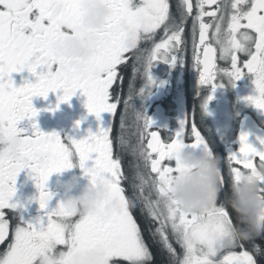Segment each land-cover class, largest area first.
Segmentation results:
<instances>
[{"label": "snow or ice", "instance_id": "1", "mask_svg": "<svg viewBox=\"0 0 264 264\" xmlns=\"http://www.w3.org/2000/svg\"><path fill=\"white\" fill-rule=\"evenodd\" d=\"M96 9L106 12L102 23L87 27L86 20ZM189 19L199 85L210 87L214 93L224 86L221 81L225 77L235 87L246 73L252 74L256 94L244 99L264 112V0H178L175 12L170 0H0V131L24 132L18 124L39 115L33 97L47 100L49 93L62 92L55 109L49 110H57L60 103L80 92L87 97L89 114L97 119L102 113L111 114L109 127H101L96 133L89 131L80 139L55 131L45 133L33 123L34 131L23 135V147L17 156L0 157V245L11 235L0 254V264H40L46 254L54 257L55 264H86L84 257L89 252L98 253L93 264H118L119 260L150 264L153 257L134 214L137 209L156 225L153 235L166 250L169 264L264 261V246L257 243L264 240V232L238 239L235 227L245 226L229 203L232 187L240 183L242 172L251 173L261 184L264 196V137H256L257 146L250 141L252 133H240L238 152L230 153L224 165L220 164L218 197L202 216L191 215L171 195L174 182L183 178L181 174L195 171L194 166L181 163L178 152L199 148L215 159L213 148L188 115L164 139L161 131L153 128L154 121L132 104L134 95L144 98L156 86L151 70L157 62L173 67L178 61L184 63V33ZM161 29L163 38L156 42ZM69 41L82 43L90 50L89 55L78 60L54 52L55 45ZM147 42L153 46L142 48ZM241 56L247 59L242 61ZM218 59L228 62L230 68H218ZM129 60L134 61V74L143 69L146 80L138 91L130 85L120 125L123 130L127 113L135 112L138 132L133 149L141 163L140 170L134 172L131 195L123 186L127 177L121 158L114 154L111 135L113 118L121 104V94L114 85L123 84L120 66ZM25 69L36 77L35 82L26 81L17 87L12 74ZM214 98L209 95L201 105L204 114L212 115L208 106ZM80 123L76 122L77 128ZM189 140L191 144L186 143ZM119 144L121 149L132 146L123 135ZM77 158L78 167L91 183L100 176L110 189L109 200L91 214H70L61 201L50 207L54 193L48 189L49 178L77 166ZM173 159L175 166L165 163ZM25 169L35 181L39 195L34 199L43 210L34 221L22 215L32 201L15 198L17 178ZM6 210L16 215L18 223L14 226ZM259 219L264 221V216Z\"/></svg>", "mask_w": 264, "mask_h": 264}, {"label": "flooded vegetation", "instance_id": "2", "mask_svg": "<svg viewBox=\"0 0 264 264\" xmlns=\"http://www.w3.org/2000/svg\"><path fill=\"white\" fill-rule=\"evenodd\" d=\"M170 3L172 5V11L175 12L178 0H170ZM205 19L206 22H210L209 18ZM184 37L187 41L184 46L185 51L182 53L184 63L178 61L175 67H173L168 63L157 62L151 70L152 76L156 80V86L151 87L149 94L144 98L134 95L132 104L135 106L137 112L145 113L154 121L153 128L161 131L162 138L164 139H167L169 133H174L180 127V122L187 115L190 123L194 119L198 129L213 148L214 156L219 159L221 166H223L230 153L238 152L240 147L239 135L242 131L252 133L250 141L257 144V146H259V143L256 137H264V112H260L244 99L245 97L256 94L254 76L246 73L239 81L235 82V87L231 83H228L225 77L221 81L224 86L217 87L214 93L208 86L201 87L198 83L199 74L193 66L191 19H189L185 27ZM209 37L211 38V31ZM162 38L163 30L161 29L157 32L155 41L160 42ZM209 42H211V39ZM152 46V42L141 45L142 48L148 49ZM245 59L247 57L241 56L242 61ZM133 65L134 61L129 60L126 65L120 66L123 84L121 85L118 82L114 87L121 94V104L118 106L117 114L113 118V132L111 134L114 140V154L121 158L122 170L127 177L123 182V186L126 188L128 195L132 194L134 172L140 170L138 166L141 162L136 158L133 149V146L136 144L138 132L135 112L129 111L127 113L126 126L123 130L120 126L121 118L125 117L124 101L128 98L130 85H134L135 90L138 91L146 83L143 76V69H141L139 74H134ZM217 66L218 68H230L228 62L219 59L217 60ZM12 78L17 87L22 86L26 81L34 83L36 79L27 69L23 72L13 73ZM59 95H62V92L49 93L47 100L43 97H33V105L39 110V115L33 120L25 119L18 124V127L25 129L21 133L22 136L31 134L34 131L32 128L33 123H38L40 130L45 133L55 131L59 132L62 136H72L76 139L87 136L89 131L96 133L101 127L107 128L110 126L111 114L102 113L100 119H97L95 114H89L86 108L87 97L80 92H77L70 101L60 103L57 110H49L55 109ZM209 95L215 96V99L208 106V110L212 113L210 116L204 115L203 109L201 108V105ZM77 121H81L78 128L76 127ZM121 135L127 137L131 141L132 146L121 149L119 144V137ZM186 143L191 144V140L186 141ZM186 149L194 150L197 155L203 151L202 149H192L191 147H187ZM165 163H170L172 166H175L174 159L166 161ZM74 164L77 166L63 172V178L68 179L73 174L82 177L80 187L76 190L78 194L90 183V177L84 175L83 170L78 167V158L74 161ZM91 164L92 161H89L88 166H91ZM224 172L227 175L228 170L226 164L224 166ZM58 175L53 174L48 182V189L51 192L57 191L56 183ZM16 187V199L25 203L29 200L32 201L30 204H26V208L22 210L24 219L34 221L38 216L43 214V210L39 208L38 200L34 199L38 197L39 193L28 169L20 173L17 178ZM60 199V195L55 196L53 201L50 202V207H54ZM6 211L7 218L10 220L11 225L14 226L18 223L16 215L10 210ZM134 214L141 226L145 242L152 253L153 258L150 264H156L154 262V252L147 238V234L156 239L159 242V250L164 252V255L167 254L162 243L153 235V229L156 225L139 209ZM10 240L11 235L9 236ZM9 241H5L3 245H0V254H3L6 250ZM173 244L179 251V245H176L174 240ZM118 264H127V262L119 260Z\"/></svg>", "mask_w": 264, "mask_h": 264}, {"label": "clouds", "instance_id": "3", "mask_svg": "<svg viewBox=\"0 0 264 264\" xmlns=\"http://www.w3.org/2000/svg\"><path fill=\"white\" fill-rule=\"evenodd\" d=\"M104 15H106L105 10L96 9L93 15L86 20V26L99 27ZM89 51L78 41H69L65 45L54 46V52L57 55H66L78 60L85 59ZM22 147L23 136L21 134L8 129L0 131V157L13 159ZM178 156L182 164L194 166L195 171L182 173L183 178L174 182L172 198L184 212L202 216L204 209L211 205L213 198L218 197L220 192V161L218 158H211L206 151L197 155L194 150L182 149L178 152ZM41 162L43 163V160ZM58 174L57 191L52 193L54 197L61 196L60 201L70 214L94 213L110 198V189L103 177L98 176L95 183L90 182L82 192L77 194L76 190L80 187L82 177L73 174L68 179H64L63 172ZM261 190V184L249 172H242L240 183L232 187V197L229 203L237 213L240 224L245 226L243 229L239 226L235 227V234L240 240L248 239L254 233L264 232V221L259 219L264 216V196ZM224 243L227 244L228 241L225 240ZM97 258L98 253L96 252H89L84 257L86 264H93ZM40 264H55L54 257L46 254L40 259Z\"/></svg>", "mask_w": 264, "mask_h": 264}, {"label": "trees", "instance_id": "4", "mask_svg": "<svg viewBox=\"0 0 264 264\" xmlns=\"http://www.w3.org/2000/svg\"><path fill=\"white\" fill-rule=\"evenodd\" d=\"M147 238L151 244L152 250L154 252V262L156 264H169V258H168V254L164 255V252H161L159 250V242L154 239L153 237H150L149 234H147ZM257 243L261 244L262 246H264V240H258ZM261 264H264V261L261 262Z\"/></svg>", "mask_w": 264, "mask_h": 264}]
</instances>
